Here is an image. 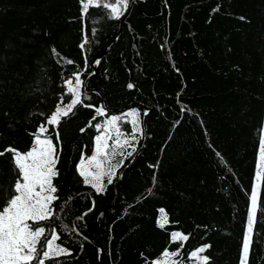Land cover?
<instances>
[{
    "label": "trees",
    "instance_id": "1",
    "mask_svg": "<svg viewBox=\"0 0 264 264\" xmlns=\"http://www.w3.org/2000/svg\"><path fill=\"white\" fill-rule=\"evenodd\" d=\"M132 1L117 18L83 13L80 0H0V209L18 179L5 149L27 152L45 124L58 199L40 226L70 252L46 264H153L165 249L203 264L191 253L205 245L207 264H240L264 130V0H138L93 64ZM76 72L83 103L58 128L46 124L61 97L70 102L65 80ZM130 109L142 133L131 140L129 117L118 122L131 146L109 142L105 164L120 166L98 193L80 163L94 153L95 125ZM175 232L188 239L174 242ZM247 264H264V174Z\"/></svg>",
    "mask_w": 264,
    "mask_h": 264
},
{
    "label": "snow or ice",
    "instance_id": "2",
    "mask_svg": "<svg viewBox=\"0 0 264 264\" xmlns=\"http://www.w3.org/2000/svg\"><path fill=\"white\" fill-rule=\"evenodd\" d=\"M83 13H87L90 6L103 7L110 9L113 17L122 15L121 5L127 8L128 0H113L111 3H101V0H80ZM95 32V29H93ZM87 43L80 45L84 48ZM56 50L53 49V52ZM69 64L73 61L68 60ZM98 63V61H97ZM80 73L76 72L73 77L65 80L67 92L72 94L70 102H61L55 106L54 111L46 120V124L53 125L58 128L62 117H68L76 105L82 104L81 87L83 81L80 79ZM74 78V82H73ZM134 85L129 83L128 88H133ZM63 104V106H61ZM93 107L92 105H86ZM99 115L105 114L103 107L96 108ZM146 114V113H145ZM127 116L133 117V132L131 140H135V133L141 132L138 121V113L135 109L131 112L124 113L122 116H111L103 125L97 124L95 127L100 131V135L95 137V155H93L87 163L83 160L80 164V175L84 178L85 184H90L96 192H102L104 186L102 177L108 175L107 183H112V178L115 176V168L120 165H114L105 173L102 169L103 161L101 157H107V149L110 147L108 141L113 139L110 132L115 131V144L123 147L130 145L128 139L121 142V131L117 127L118 122ZM95 119V117L93 118ZM91 123V122H90ZM83 132L84 129H81ZM48 132L45 124L38 127L36 133L33 134L34 142L27 152H21L11 146L5 149V152H11L13 163L18 169V179L13 186V195L8 199L6 205L0 209V264H46V261H51L61 255H70L68 249L55 244L59 239L56 231L53 229L50 237L46 236L45 227L40 226V222L51 219L54 215L52 203L57 196L56 188L52 183L53 178L57 175L55 163L58 157L55 155L56 147L53 144L52 138L44 136ZM43 137V138H42ZM56 140H59V132L56 133ZM133 147V151H134ZM0 152V155H4ZM131 156L132 152H128ZM219 155V154H217ZM95 163V168L98 171H92L90 166ZM264 174V140L261 141L259 149V161L257 165L256 179L260 180ZM258 186H254L251 194V208L249 210L247 232L243 238L242 254L240 264H247V259L252 241L253 223L257 210L258 201ZM31 222V223H30ZM167 223V218L164 217L161 226ZM173 241H186L187 235L179 232L172 234ZM209 247L205 245L193 251L192 257H196L207 264L208 257L200 256L205 249ZM178 255L177 252H169L167 249L162 253V260L154 261L153 264H178L171 257Z\"/></svg>",
    "mask_w": 264,
    "mask_h": 264
},
{
    "label": "rangeland",
    "instance_id": "3",
    "mask_svg": "<svg viewBox=\"0 0 264 264\" xmlns=\"http://www.w3.org/2000/svg\"><path fill=\"white\" fill-rule=\"evenodd\" d=\"M101 1H102V0H101ZM103 1H105L106 3H111V2H113V0H103ZM122 10H125V8L121 5V11H122ZM61 106H63V105H61ZM132 110H133V109L128 110L127 113H128V112H131ZM135 110H136V112L138 113L139 127H140V129H141V132H138V133L141 134V133H142V120H141V118H140V113H139V111H138L137 109H135ZM128 117H129V120L132 121L133 117H131V116H128ZM131 124H132V122H131ZM132 125H133V124H132ZM117 127H118V126H117ZM99 135H100V134H99ZM110 135L113 137V139H110V140L108 141V143L112 141V142L115 144V131L110 132ZM44 136H48V137H50L47 133H45ZM42 138H43V137H42ZM120 139H121V142L123 143V139H122V137H120ZM136 140H137V139H136ZM263 140H264V130H263ZM52 141H53V139H52ZM53 144L55 145L54 141H53ZM135 145H136V143H135V144L133 143L132 147L135 148ZM55 147H56V146H55ZM107 150H108V149H107ZM131 151H133V150H131ZM107 152H108V151H107ZM55 155L57 156V151H56ZM93 155H95V150H94ZM93 155L88 156V157H85V158L83 159V161H84L85 163H87V161L89 160V158H91ZM101 160L103 161L102 169H103V171L106 173V171L110 169V166H108V167L106 166L103 157H101ZM80 164H81V163H80ZM79 168H80V166H79ZM90 168H91L92 171H98V170L95 168V163H93V164L90 166ZM103 179H104V176L102 177V184H103ZM254 186H258L257 191H258V194H259L260 180H257L256 177H255V181H254ZM250 208H251V204H250ZM255 215H256V214H255ZM159 217H160V223H162L164 217H166L165 214H164V210H163V209H161V211H160V216H159ZM254 220H255V218H254ZM175 233H176V232H175ZM179 233H181V232H179ZM181 234H183V233H181ZM183 235H184V234H183ZM55 244H56V241H55ZM56 245H57V244H56ZM194 251H195V250H194ZM199 255H200V256H203L201 253H200ZM195 258H196V257H195ZM162 259H163V257L161 256L160 258L156 259L155 261H157V260H162ZM171 259H172V258H171ZM196 259H198V258H196ZM199 261H201V260H199Z\"/></svg>",
    "mask_w": 264,
    "mask_h": 264
},
{
    "label": "water",
    "instance_id": "4",
    "mask_svg": "<svg viewBox=\"0 0 264 264\" xmlns=\"http://www.w3.org/2000/svg\"><path fill=\"white\" fill-rule=\"evenodd\" d=\"M135 4H138V1H137V0H133V1H132V3H131V5H130V7H129L127 13H126V15L122 18V20H121L120 30H119L118 34L116 35V37H115V38L112 40V42H111V43L105 48V50L102 52V54H100V55L96 58V60L93 62V64H96L98 60H100L101 58H103L104 55L107 53L108 49H109V48H110V47L116 42V40L118 39V37H119V35H120L121 31H122L123 24H124L125 20H126V19L129 17V15L131 14L132 9H133V7H134ZM93 75H94V74H92V75L90 76V78H91ZM145 110H148V108H145ZM146 118H147V114H146V116H145V118H144V124H145ZM103 213H104V212H102V213L100 214L99 220H101V218L103 217ZM82 236H84V235L82 234ZM84 237H86V236H84ZM86 238H87V237H86ZM87 239H88L89 241L93 242L91 239H89V238H87ZM101 253H102V251L100 250V255H101Z\"/></svg>",
    "mask_w": 264,
    "mask_h": 264
},
{
    "label": "bare ground",
    "instance_id": "5",
    "mask_svg": "<svg viewBox=\"0 0 264 264\" xmlns=\"http://www.w3.org/2000/svg\"><path fill=\"white\" fill-rule=\"evenodd\" d=\"M138 1V0H137ZM136 5V4H135Z\"/></svg>",
    "mask_w": 264,
    "mask_h": 264
}]
</instances>
